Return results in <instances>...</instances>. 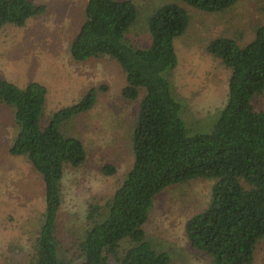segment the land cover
<instances>
[{
    "label": "trees",
    "instance_id": "trees-1",
    "mask_svg": "<svg viewBox=\"0 0 264 264\" xmlns=\"http://www.w3.org/2000/svg\"><path fill=\"white\" fill-rule=\"evenodd\" d=\"M180 1L209 13L238 2ZM47 9L33 0H0V30L24 27ZM138 17L133 0H88L70 44L77 62L116 60L126 74L122 96L138 102L130 134L132 167L105 205L91 206L77 254H60L58 220L66 167L82 166L87 149L65 126L89 112L106 87H91L47 117L44 84L20 86L0 76V104L12 108L18 128L9 153L27 158L44 183L45 210L30 264H172L170 255L147 239L145 225L164 189L196 178L215 183L208 206L186 223L190 246L212 264H254L257 244L264 240V109L254 105L264 93V24L246 44L229 36L207 44V52L230 70L228 98L209 132L193 134L169 77L179 64L175 42L188 31L190 13L175 1L156 5L147 19L148 42L133 44L127 34ZM102 172L114 175L117 167L108 163Z\"/></svg>",
    "mask_w": 264,
    "mask_h": 264
},
{
    "label": "rangeland",
    "instance_id": "rangeland-1",
    "mask_svg": "<svg viewBox=\"0 0 264 264\" xmlns=\"http://www.w3.org/2000/svg\"><path fill=\"white\" fill-rule=\"evenodd\" d=\"M45 3V14L24 27L0 30V76L25 86L38 81L47 87L46 116L77 102L91 87L104 86L95 106L65 126L81 137L87 160L80 167H66L63 204L58 220L62 257L78 253L77 243L90 223L92 205H105L133 164L131 125L138 102L122 96L126 74L109 56L75 61L71 41L84 18L88 0H33ZM139 17L127 38L133 44L148 42L147 19L156 5L178 2L191 16L188 31L176 42L179 64L170 73L174 92L182 104L184 119L193 134L206 133L224 109L230 70L206 50L219 36L241 44L250 42L264 24V0H238L228 10L209 13L180 0H133ZM264 109V93L254 99ZM18 128L11 107L0 104V264H30L32 244L45 210L44 183L25 157H15L9 147ZM117 172H102L105 164ZM215 180L196 178L164 189L156 198L145 225L147 239L158 251L167 252L172 264H212L189 244L186 223L210 202ZM254 264H264V240L255 250Z\"/></svg>",
    "mask_w": 264,
    "mask_h": 264
},
{
    "label": "water",
    "instance_id": "water-1",
    "mask_svg": "<svg viewBox=\"0 0 264 264\" xmlns=\"http://www.w3.org/2000/svg\"><path fill=\"white\" fill-rule=\"evenodd\" d=\"M98 264H109V263H98Z\"/></svg>",
    "mask_w": 264,
    "mask_h": 264
}]
</instances>
